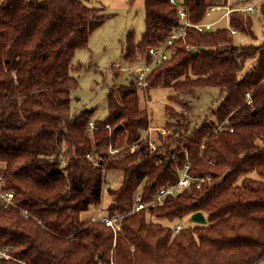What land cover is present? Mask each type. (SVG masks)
<instances>
[{
    "label": "trees",
    "instance_id": "obj_1",
    "mask_svg": "<svg viewBox=\"0 0 264 264\" xmlns=\"http://www.w3.org/2000/svg\"><path fill=\"white\" fill-rule=\"evenodd\" d=\"M181 1L193 23L211 7L209 0ZM143 8L139 39L133 30L125 36L121 58L129 64L148 62V48L164 42L177 22L169 0H143ZM102 9L83 0H0V173L4 188L15 194L12 206L0 204V248L12 256L0 264L264 262V38L244 41L255 37L250 13L233 11L228 26L190 30L184 41H173L174 54L152 68L144 93L170 86L169 101L184 104V96L214 89L220 101L208 109L214 118L192 129L186 113L165 104L175 121L164 125L174 131L149 152L143 137L148 112L134 80L108 87L103 118L93 119L86 109L71 113L78 80L70 70L81 68L72 58L105 21ZM256 9L264 28V1ZM249 58L254 65L238 77ZM133 144L132 151L109 152ZM186 163L189 175L209 179L126 214L116 232L80 217L91 207L102 209L104 185L119 179L106 185L104 212H125L135 192L149 202ZM197 210L205 222L176 232L147 218H181Z\"/></svg>",
    "mask_w": 264,
    "mask_h": 264
},
{
    "label": "rangeland",
    "instance_id": "obj_2",
    "mask_svg": "<svg viewBox=\"0 0 264 264\" xmlns=\"http://www.w3.org/2000/svg\"><path fill=\"white\" fill-rule=\"evenodd\" d=\"M89 6H103L102 12L108 14L105 21L95 28L88 39L86 48L76 50L72 63L81 64L80 70H70V74L76 76L78 87L71 94V113L77 114L81 110L92 111L91 117L103 118L107 110L106 93L111 84H127L134 78L132 69L144 64V61L129 64L122 60L121 53L125 42L126 33L133 30L136 39H139L141 32L144 29V8L143 0H83ZM181 1V0H178ZM218 5L208 9L202 19L203 22L211 23L212 28L228 26V16L224 12V7L221 5L224 0H212ZM264 0H226L227 5L232 9L242 8L249 4ZM252 18V29L255 37L244 36L246 43L259 42L264 38V28L258 18L257 9L250 13ZM90 63L89 69L86 64ZM255 63V58H249L245 61L243 68L238 72V77L251 69ZM121 68L128 73L126 79L121 80L120 73L116 68ZM138 87V96L140 102L145 105L148 112L149 124L152 127H161L168 131V135H172V128L164 125L166 120L175 121V117L168 116L165 113V104L172 105L176 110L183 111V106L186 107V118L189 122L190 129L200 124L204 119L214 118L213 114L208 113L209 108L215 109L219 104L218 92L214 89L199 90L195 96H184L185 103L178 104L169 101V95L174 93L170 86H156L150 88L147 93H144ZM174 131V130H173ZM249 176L260 178L255 171L246 173ZM120 176V175H119ZM108 177V175H107ZM113 178L110 176L109 180ZM117 180L108 185L115 186L119 183ZM107 185V184H106ZM104 185V193L102 195L101 207H91L89 210L83 211L80 215L82 219L90 218L99 215L105 211V206L109 202L107 186ZM190 214L184 215L181 218L168 219L165 217H156L148 215L147 218L159 222L163 225L172 227L173 232H176V225H189ZM264 264L263 262H261Z\"/></svg>",
    "mask_w": 264,
    "mask_h": 264
},
{
    "label": "built area",
    "instance_id": "obj_3",
    "mask_svg": "<svg viewBox=\"0 0 264 264\" xmlns=\"http://www.w3.org/2000/svg\"><path fill=\"white\" fill-rule=\"evenodd\" d=\"M169 2L176 5L177 22L172 27L169 34L166 36L164 42L160 44L152 45L148 48L150 60L148 62L144 61V64L139 65L134 69H132V72H134V81L140 87H146L148 83L147 77L153 67L159 65L162 61L167 60L172 54H174L175 49L171 46L174 40L180 39L184 41L187 38L190 30H195L197 32L202 33L212 28L211 23L209 22H203V21L197 23L191 22L188 17L186 6L182 1L169 0ZM223 7L225 14L229 17L233 11L239 13H251L254 11L255 7H257V4L254 3V4L246 5L245 7L242 8L232 9L226 3L223 5ZM231 33L233 34L234 37H238L239 39H242V36L240 35L237 29H231ZM249 94L250 93L248 91L245 93L246 102H250ZM183 111H185L186 113L187 111L186 108ZM226 123H227L226 120L220 122L215 128L216 129L215 132L218 133L219 130L222 128V125ZM88 124L89 126H93L92 121H89ZM230 130L232 129L230 128ZM167 133L168 131L161 127L148 126L146 128V130L143 133V137L147 139L149 152H156L158 150L162 142L166 140ZM134 148H135L134 144L125 148L110 147L109 152L112 155H118L123 151H132ZM188 168L189 166L187 163L183 164L182 167L179 168L178 170V179L173 183L166 184L156 189L155 193L152 196V199L149 202L147 203L142 202L141 196L139 195V193L136 192L133 195L130 208L125 212L112 213V214H109L107 212H103V213L100 212L99 215L93 216L91 217V219L103 221L105 225L112 228L113 232H116L117 230L120 229V221L126 214L144 209L149 205L161 203L167 195L177 194L192 184H195L196 187H199L201 181L209 179V177H206L204 179H197L195 177H192L188 173ZM14 195L15 194L13 190H7L4 188L3 176L0 173V204L5 208L12 206ZM23 214L27 215L26 211H23ZM180 228L181 225L177 224L175 230L178 231ZM2 258L3 259L12 258V256L8 252V247L0 248V259Z\"/></svg>",
    "mask_w": 264,
    "mask_h": 264
},
{
    "label": "crops",
    "instance_id": "obj_4",
    "mask_svg": "<svg viewBox=\"0 0 264 264\" xmlns=\"http://www.w3.org/2000/svg\"><path fill=\"white\" fill-rule=\"evenodd\" d=\"M210 2H211V7H214L213 5H218L217 3H214L212 0H209ZM224 3H226V0H224L223 1V3L221 4L222 6H223V4ZM211 7L209 8V9H211ZM91 34V33H90ZM90 36V35H89ZM89 67H90V63H88V64H86V68H88L89 69ZM116 71H118L119 73H120V79L121 80H124V79H126L127 78V76H128V73L127 72H125L123 69H121V68H116ZM132 80H134V78L132 79ZM110 181H112V180H110ZM136 193V192H135ZM264 263V262H263ZM258 264H262L261 262L260 263H258Z\"/></svg>",
    "mask_w": 264,
    "mask_h": 264
},
{
    "label": "water",
    "instance_id": "obj_5",
    "mask_svg": "<svg viewBox=\"0 0 264 264\" xmlns=\"http://www.w3.org/2000/svg\"><path fill=\"white\" fill-rule=\"evenodd\" d=\"M189 218L190 220L197 222V223H203L206 220L204 213L200 210L190 213Z\"/></svg>",
    "mask_w": 264,
    "mask_h": 264
}]
</instances>
